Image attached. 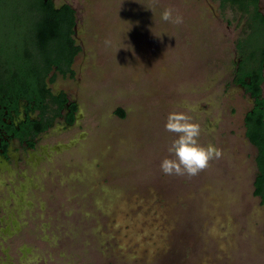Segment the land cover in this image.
I'll use <instances>...</instances> for the list:
<instances>
[{
    "label": "rangeland",
    "instance_id": "rangeland-1",
    "mask_svg": "<svg viewBox=\"0 0 264 264\" xmlns=\"http://www.w3.org/2000/svg\"><path fill=\"white\" fill-rule=\"evenodd\" d=\"M55 1L79 10L84 52L53 90L80 116L50 137L70 146L28 187L12 251L29 247L37 264H264L258 149L234 82L249 14L221 0ZM169 7L181 24L161 19ZM172 111H188L199 142L222 152L196 176L161 170Z\"/></svg>",
    "mask_w": 264,
    "mask_h": 264
},
{
    "label": "flooded vegetation",
    "instance_id": "flooded-vegetation-1",
    "mask_svg": "<svg viewBox=\"0 0 264 264\" xmlns=\"http://www.w3.org/2000/svg\"><path fill=\"white\" fill-rule=\"evenodd\" d=\"M45 1L47 2L48 0ZM51 1L54 9L62 10L60 11L62 17L58 22L54 23L52 33L59 34V31L62 30L63 21L67 16L66 10H63V8L65 5H70L75 17L71 37L74 45L79 49L70 66V72L62 73L57 65H53L46 76V89L55 94L56 101L50 97H46L44 100L37 97H26L21 93L7 94L3 92L0 95V264H37L34 256H31L29 247H16V252L12 251V242H16V239L20 238L18 232L21 230L20 220L17 219L18 214L16 211L20 210L19 212H22L23 208H29L33 204L34 197H31L32 200L26 197L28 187L33 185V188L38 189V183L35 180L39 178L46 165L55 159L59 151L70 146L69 143H65L61 139L57 141L50 140V137L54 134L59 136L75 128L80 116L79 106L66 90H53V85L60 78L71 80L76 76L74 64L77 57L84 52L78 28L79 10L69 1ZM255 5L250 6L251 12H245L238 8L240 12L249 14L250 19L247 33L245 34L246 38H244V42L240 47L241 51L247 55V58H239L234 69L235 85L248 96L250 102V106L244 115L245 128L246 116L251 112L254 114L257 108L259 109L257 114L263 113L264 122L263 0H257ZM18 10H21V8ZM57 17L59 18L58 14ZM26 19L23 18L18 23H9L14 29L4 30V35L7 33L13 37L16 33L24 35L28 25ZM60 22L61 26L58 24ZM13 37L11 38L12 43L15 41L21 43L20 37ZM3 48L9 47L5 45ZM21 50L23 51L22 48ZM31 50H33L32 47ZM251 74L255 79L261 78L259 84L261 93L259 95H253L255 84ZM241 76L245 78L243 79L245 83L239 81ZM64 97L67 98L66 101H63ZM61 102H63V105H61ZM245 131H247V128ZM5 189L8 192L4 191ZM18 250L21 253L20 257L17 256Z\"/></svg>",
    "mask_w": 264,
    "mask_h": 264
},
{
    "label": "trees",
    "instance_id": "trees-1",
    "mask_svg": "<svg viewBox=\"0 0 264 264\" xmlns=\"http://www.w3.org/2000/svg\"><path fill=\"white\" fill-rule=\"evenodd\" d=\"M221 2L223 6L230 3L240 10L251 12L250 6H256L257 0H221ZM52 6L51 0L47 2L45 0H0V95L3 92L21 93L26 97H37L41 100L46 97L57 100L55 94L46 89V76L53 65H57L62 73L70 72V66L79 48L74 45L71 37L75 19L74 11L70 5L64 6L63 10H66L67 16L63 21L62 30L56 34L52 33V27L61 19L60 11L62 10L58 11ZM19 8L21 10H18ZM23 18H27V31L24 35L15 34L16 37H20L21 43L19 41L12 43L13 36L8 33L4 35V30L8 31L9 28L13 30L14 27L9 23H18ZM58 24L61 26V22ZM5 45L9 48L4 49ZM251 78L255 84L253 95H259L261 78L255 79L252 74ZM243 79L245 78L241 76L239 81L245 83ZM66 100L67 98L64 97L63 101ZM119 112L124 115L123 110L119 109ZM258 112L257 108L254 114L251 112L246 116V136L258 148L256 157L258 175L254 186L255 195L261 197L264 204V122L263 113L257 114Z\"/></svg>",
    "mask_w": 264,
    "mask_h": 264
},
{
    "label": "clouds",
    "instance_id": "clouds-1",
    "mask_svg": "<svg viewBox=\"0 0 264 264\" xmlns=\"http://www.w3.org/2000/svg\"><path fill=\"white\" fill-rule=\"evenodd\" d=\"M161 19L174 24L183 22V18L179 14L173 16L171 7L162 11ZM165 130L177 135L168 148L171 156L164 158L160 165L165 175L196 176L207 169L211 161L218 159L222 154L215 145H203L199 142L200 124L192 118L188 111L170 112Z\"/></svg>",
    "mask_w": 264,
    "mask_h": 264
},
{
    "label": "water",
    "instance_id": "water-1",
    "mask_svg": "<svg viewBox=\"0 0 264 264\" xmlns=\"http://www.w3.org/2000/svg\"><path fill=\"white\" fill-rule=\"evenodd\" d=\"M249 139V138H248ZM249 141H250V139H249Z\"/></svg>",
    "mask_w": 264,
    "mask_h": 264
}]
</instances>
